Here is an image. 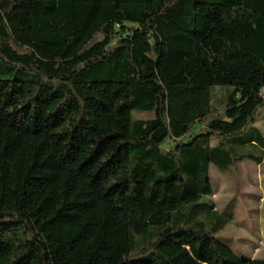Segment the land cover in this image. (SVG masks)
<instances>
[{
    "label": "trees",
    "instance_id": "obj_1",
    "mask_svg": "<svg viewBox=\"0 0 264 264\" xmlns=\"http://www.w3.org/2000/svg\"><path fill=\"white\" fill-rule=\"evenodd\" d=\"M262 88L264 0H0V264H264L198 218Z\"/></svg>",
    "mask_w": 264,
    "mask_h": 264
},
{
    "label": "rangeland",
    "instance_id": "obj_2",
    "mask_svg": "<svg viewBox=\"0 0 264 264\" xmlns=\"http://www.w3.org/2000/svg\"><path fill=\"white\" fill-rule=\"evenodd\" d=\"M129 25V24H128ZM228 86H215L213 105L222 110L223 95ZM141 117H148L141 114ZM201 124L192 129L196 133ZM253 139L239 145L237 141ZM221 142L238 154L250 155L242 161L232 163L226 168L210 164V183L212 194L200 202L212 201L216 212L203 211L198 218L205 222V231L218 237L240 258L264 259V108L256 116L252 128L238 136L224 138L213 136L211 146ZM171 141L163 144L168 149Z\"/></svg>",
    "mask_w": 264,
    "mask_h": 264
},
{
    "label": "built area",
    "instance_id": "obj_3",
    "mask_svg": "<svg viewBox=\"0 0 264 264\" xmlns=\"http://www.w3.org/2000/svg\"><path fill=\"white\" fill-rule=\"evenodd\" d=\"M261 95L264 97V88L261 89Z\"/></svg>",
    "mask_w": 264,
    "mask_h": 264
}]
</instances>
